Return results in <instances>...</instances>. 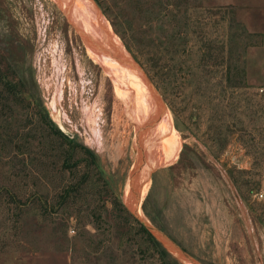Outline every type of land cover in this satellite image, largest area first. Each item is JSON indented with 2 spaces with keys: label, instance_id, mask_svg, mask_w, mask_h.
Wrapping results in <instances>:
<instances>
[{
  "label": "rangeland",
  "instance_id": "obj_1",
  "mask_svg": "<svg viewBox=\"0 0 264 264\" xmlns=\"http://www.w3.org/2000/svg\"><path fill=\"white\" fill-rule=\"evenodd\" d=\"M94 2L152 81L182 139L176 158L150 174L140 206L145 219L201 264H264V0H189L202 6L190 10L188 33L175 51L163 38L143 55L129 48ZM65 9L55 0H0V69L22 83L28 100L8 102L0 84V126L18 142L24 135L8 124L17 118L33 140L20 143L30 147V163L0 160V264H161L150 251H140V239L127 233L125 213L113 206L119 199L134 216L125 196L137 126ZM42 115L96 155L94 170L104 180L84 198L80 220L53 207L64 173L60 157L58 164L38 162ZM144 130L149 159L152 140ZM7 148L11 154L18 149ZM86 156L81 152L66 166ZM11 166L15 176L8 174ZM46 173L50 215L34 194ZM105 204L117 229L90 223V210L102 209L105 217Z\"/></svg>",
  "mask_w": 264,
  "mask_h": 264
},
{
  "label": "trees",
  "instance_id": "obj_2",
  "mask_svg": "<svg viewBox=\"0 0 264 264\" xmlns=\"http://www.w3.org/2000/svg\"><path fill=\"white\" fill-rule=\"evenodd\" d=\"M97 1L105 13L111 18L117 32L120 34L123 33V38L127 40L129 48L131 50L135 49V51H138L142 55L146 53L145 49L147 45H157L159 41H163V38L169 40L168 45L173 51H175L174 46L178 45L177 40L185 37V34L188 33L187 29L189 25L190 10L202 6L201 2L197 4L195 2H189V0ZM0 84L3 87V91L8 95V102L13 104L28 102L24 96L25 88L22 83L15 79H11L9 76L5 75L1 69ZM28 121H31L29 123H33V120L28 119ZM8 124L15 126L16 132L18 134L22 133L24 136H22V139L18 138L19 140L16 142L11 135L6 132L3 133L4 130L0 126V160L9 159L7 163L12 165V161L17 159L15 157H20V160L23 163H30L31 156L28 154L30 147L27 145L21 146L20 144L22 140L26 141L27 144L31 142L33 143V140L28 137L30 133H24L28 126L25 123L20 125L17 118H14V120L8 122ZM38 124L41 126L40 135L36 140L41 149L38 162L45 165L50 164V161L58 164L59 160L56 157H60V169L61 172L64 173V176H60L64 178L59 184H57L56 189L53 186L54 191L58 193L57 195L59 197L56 203L53 204V207L54 205L56 206V209L57 207H62L66 212L65 216L67 219H70L76 214L77 219L80 220L79 217L83 211L81 203L84 204V198H89L94 194L90 189L96 184L97 180L99 183L104 180L99 171L96 172L94 170V166L96 168L98 167V164L93 162V160L96 161V155L83 144H80L81 146H79L74 137H71L64 132L46 115H42V120H40ZM11 145L12 147H18V149H15L14 154H11V151L7 152V147H11ZM80 147H82L83 151H78ZM81 152H84L87 156L76 160L75 166H66L69 164V161L75 159V157ZM32 164H34V162L30 165ZM80 164H83L85 169L79 168L78 166ZM63 169L65 171H63ZM80 170H82L81 177ZM13 172L14 170L11 166L8 174L11 175ZM15 174H17V172H14V176ZM67 174L68 176L65 178V175ZM9 176L6 178H9ZM48 176V173H46L45 175L38 177V182H40L43 187L37 188L36 192H34L38 197L36 202L40 204V209L46 207L45 215L51 214L47 197L49 194L45 195L44 192H52V190H50L52 184H50V178ZM36 184L37 181L34 182V186ZM98 191L100 192L98 195H100L102 192L101 190ZM12 196L13 198H17V194H12ZM91 199H93L94 202H97V199L92 197ZM113 203L115 204L113 205L114 208H119V210H122L125 213V218L129 227L127 233L140 239L139 248L142 253L150 251L152 255L159 257L161 264H178L177 261L171 257L165 247L158 241L155 235L137 218H135L127 208L122 205L119 199ZM104 207H106L105 217L103 216L102 209L95 207L90 210L93 215V219L90 220V223H94L97 229L104 227V223L109 225V229L116 228V224L119 225L117 220L112 219V213L110 214V209L107 204H105ZM54 211L57 212V210ZM80 222L81 221H79V223Z\"/></svg>",
  "mask_w": 264,
  "mask_h": 264
},
{
  "label": "bare ground",
  "instance_id": "obj_3",
  "mask_svg": "<svg viewBox=\"0 0 264 264\" xmlns=\"http://www.w3.org/2000/svg\"><path fill=\"white\" fill-rule=\"evenodd\" d=\"M55 1L62 7L65 5L68 17L85 38L88 55L112 78L118 95L124 101L126 113L137 126L138 135L134 149L136 157H140L143 163L140 175L143 187L137 199V214L144 218L140 206L152 183L150 174L158 164H165L176 158L181 136L172 124L169 109L161 107L156 90L146 80L143 71L133 63L131 54L113 31L110 22L101 15L96 4L92 0H66V3L63 0ZM91 120L96 122V115ZM143 130L145 138L152 140L147 147L149 159L146 157V151L144 153ZM129 188L130 184L127 187V194ZM145 221L149 224L146 219Z\"/></svg>",
  "mask_w": 264,
  "mask_h": 264
},
{
  "label": "water",
  "instance_id": "obj_4",
  "mask_svg": "<svg viewBox=\"0 0 264 264\" xmlns=\"http://www.w3.org/2000/svg\"><path fill=\"white\" fill-rule=\"evenodd\" d=\"M94 2V0H92ZM95 3V2H94ZM96 4V3H95ZM61 8L64 10V7H62V5H60ZM97 6V5H96ZM97 8L99 9V7L97 6ZM101 15L103 16V13L101 12V10L99 9ZM65 12V11H64ZM66 13V12H65ZM67 14V13H66ZM76 27V26H75ZM77 28V27H76ZM78 30V29H77ZM79 33L82 35V32H80V30H78ZM83 37V35H82ZM84 39V38H83ZM127 50V49H126ZM131 60L133 61V63L140 68L143 73L145 74V78L146 80L151 83V86L155 89L152 81L150 80V78L148 77V75L145 73V71L143 70L142 66L133 58V56L131 55ZM156 90V89H155ZM157 91V90H156ZM64 132H66L67 134H69L66 130L63 129V127L61 128ZM71 136V135H70ZM142 159L140 157H136L135 159V164L133 167V170L130 172L129 174V183H130V190H129V194H127V197L125 196L126 199V203L128 205V207L130 208V210L132 211V213L134 214L135 218H137L142 224H144L149 230L150 232H152L159 240L162 241L163 244L166 245V247L178 258V260H180L183 264H201V262H199L198 260H196L191 254H189L187 251H185L179 244H177L172 238H170L164 231L160 230L159 228H157L156 226H154L151 223H147L145 221V217L141 218L137 212H138V208H137V199L140 196L141 193V189L143 187V183L140 180V175H141V167H143V163L141 161ZM126 194V192H125Z\"/></svg>",
  "mask_w": 264,
  "mask_h": 264
}]
</instances>
